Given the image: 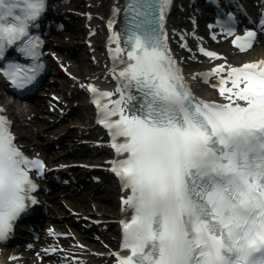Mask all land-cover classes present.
<instances>
[{
  "label": "snow or ice",
  "instance_id": "snow-or-ice-1",
  "mask_svg": "<svg viewBox=\"0 0 264 264\" xmlns=\"http://www.w3.org/2000/svg\"><path fill=\"white\" fill-rule=\"evenodd\" d=\"M169 3L131 0L125 47L117 34L113 54L116 99L86 85L116 152L112 170L130 189L121 197L131 209L121 220L126 251L114 252V264H264V59L218 64L202 75L206 82L218 78L212 86L224 101L197 97L167 44ZM44 8L45 0H0V58L16 89L31 85L43 63L21 65L6 51L15 46L39 56L40 38L30 27ZM227 15L222 29L232 35L235 18ZM256 39L250 28L233 43L247 50ZM45 167L22 151L0 108V241L29 200L36 202L32 177Z\"/></svg>",
  "mask_w": 264,
  "mask_h": 264
},
{
  "label": "bare ground",
  "instance_id": "bare-ground-1",
  "mask_svg": "<svg viewBox=\"0 0 264 264\" xmlns=\"http://www.w3.org/2000/svg\"><path fill=\"white\" fill-rule=\"evenodd\" d=\"M170 1L174 10L167 25L170 37L177 30L180 45H188V50L195 57L198 54L203 61L198 69L189 70L188 63L184 60L185 55L176 51L171 40L170 54L181 66L185 80L197 97L224 101L218 88L212 86L218 83V78L212 76L206 82L202 74L216 69L218 64L230 68L264 59V42L257 38L254 48L245 52L233 43L236 37L219 35L216 41L196 37L193 39V50L190 36L209 30L196 27L191 31L190 26L194 27L197 19L192 18L189 27L187 22L182 24L176 17L177 13L186 11L183 0ZM198 1L203 9L209 7L208 2L213 0ZM218 1L221 6L230 4L240 13L239 8H242L243 17L250 20H246L249 25L240 31L239 36H244L250 28L258 31L261 17L264 18V0H253V5L249 4L252 0H236L237 4L232 0H215L216 3ZM82 3H88V6L80 10L77 7H82ZM71 5V9H67V5L61 2L54 10L49 8V16L54 17L55 21H62L63 28L73 26L66 43L57 44L56 38H52L49 43L51 48H64L74 54L73 60L59 58V63L66 71L64 73L60 70L65 81L57 78L63 87L55 81L50 83L46 80L43 91L40 92V95L56 102L46 100L45 104V101L41 103V100L35 98L32 105H17L8 100L6 81L0 75V105L13 122L17 143L27 155L45 162L49 178L51 174L57 173L63 180H67L69 189L71 188V193L67 196L55 192L53 185L43 188L41 193L47 191L50 196L49 201H43L46 206L49 202V210L42 227L36 230L34 237L29 236L25 241L0 243V264H114L112 255L118 248L119 221L130 209L121 199L129 192L112 185L102 172L106 160L111 156L102 132L94 124V111L86 100L87 83H93L101 90L112 91V99L120 94L117 91L116 75L113 74L114 59L109 53L117 46V34L121 37V25L106 27V23L112 13L121 17L124 0H109L104 7L99 0H72ZM255 13L259 16L254 23L251 20ZM66 16L70 17L71 24ZM99 33H102V42L99 41ZM201 48L220 55L215 59L211 58L206 52H201ZM53 55L61 56L54 52ZM119 55L127 58L124 52ZM47 103L53 106L52 112H49L51 109ZM69 116H72L71 119ZM51 143L57 144L58 148H52ZM91 182L100 187L101 193L93 192ZM78 186L83 187L80 193L72 190ZM43 199L47 200L44 196ZM105 202L108 204L105 205ZM85 225L87 228L82 234L79 229ZM91 238L98 239L102 244ZM49 251H53L52 256H49Z\"/></svg>",
  "mask_w": 264,
  "mask_h": 264
},
{
  "label": "rangeland",
  "instance_id": "rangeland-1",
  "mask_svg": "<svg viewBox=\"0 0 264 264\" xmlns=\"http://www.w3.org/2000/svg\"><path fill=\"white\" fill-rule=\"evenodd\" d=\"M71 1L72 0H66L63 4L64 5H67V9H71V7H72V5H71ZM100 1V3H101V5L104 7V5L105 4H107V2H109V0H99ZM186 2H185V9H186V11L185 12H181V16H180V19H178V21L179 22H181L182 24H184V22L186 23L187 22V27H189V24H190V20H192V18H194L193 20H196V18L198 17V15H197V13H195V7L193 8V6H191V5H193L192 4V2L191 1H189V0H185ZM196 2L198 1V0H195ZM183 2H184V0H183ZM253 0L252 1H250L249 2V4H251V5H253ZM81 6L82 7H77L78 9H80V10H83L82 8H84V7H86V6H88V3L86 4H84V3H82L81 4ZM102 9V8H101ZM256 18H257V14H255L254 16H253V20L254 21H256ZM66 20L71 24V22H70V17H68V16H66ZM201 20V18H199V21ZM198 25H201L200 23H197V26ZM202 26V25H201ZM74 28L76 29V26H74ZM190 29H193V26H190ZM72 30H73V26H71V25H69L67 28H62L59 32H57L56 34H55V36H54V38H56L55 39V43H57V44H60L61 42H67L68 41V38H69V34H71V32H72ZM75 31V30H74ZM80 33V32H79ZM192 37V36H191ZM198 38H201V39H207V40H209V34L208 33H206V34H204V35H202V34H198V36H197ZM102 40H103V37H102V33H99V41L100 42H102ZM172 41V44L174 45V48L176 49V51L177 52H180V53H183L184 55H185V58H184V60L188 63V69L189 70H196V69H198L199 67H200V65L202 64V61H203V59L202 58H200L199 57V55L197 54V56L195 57V55H193L192 54V52L190 51V50H183L182 49V45H180V43H179V40L177 39V37L175 36V37H173V39L171 40ZM192 48H193V50H195L194 49V46H192ZM56 49V48H55ZM56 50H58V51H61V53L59 54V55H61V56H59V57H63L64 59H67V60H73L72 59V57H70L67 53H66V51L64 50V48H61V49H56ZM41 96V95H40ZM39 96V97H40ZM43 98V100H41V103H42V101H43V103H44V101H45V104H46V100H49V101H51L52 103L53 102H56V101H54V99H49V97H46V96H44V97H42ZM54 104H56V103H54ZM47 106L51 109V111L49 110V112H52V110L54 109L53 108V106H51L50 104H48L47 103ZM47 112H48V110H47ZM46 116H49V115H46ZM70 117H72V116H69L68 118L69 119H71ZM52 148H58V145L57 144H52L51 143V145H50ZM105 205H107L108 203H104ZM72 212V214H76V212H74V211H71ZM75 227H78L77 225L75 226ZM87 228V226L85 225L83 228H81V229H79V231H80V233H82L83 234V231L85 230ZM91 240H93L94 242H97V243H99V244H102L98 239H96V238H91Z\"/></svg>",
  "mask_w": 264,
  "mask_h": 264
}]
</instances>
